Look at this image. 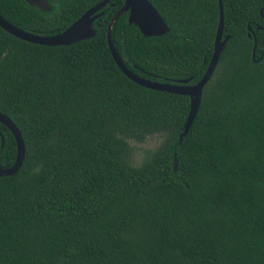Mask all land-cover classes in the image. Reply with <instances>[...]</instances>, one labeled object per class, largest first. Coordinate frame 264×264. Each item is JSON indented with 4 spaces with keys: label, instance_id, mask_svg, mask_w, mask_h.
Instances as JSON below:
<instances>
[{
    "label": "trees",
    "instance_id": "obj_1",
    "mask_svg": "<svg viewBox=\"0 0 264 264\" xmlns=\"http://www.w3.org/2000/svg\"><path fill=\"white\" fill-rule=\"evenodd\" d=\"M46 1L41 11L0 0V16L52 35L99 0ZM148 1L168 30L142 36L122 12L110 29L118 56L138 76L194 83L217 0ZM121 4L110 0L94 36L67 45L0 28V112L24 144L19 169L0 176V264H264V0H220L229 37L179 143L188 97L130 81L108 51ZM151 136L135 162L130 141ZM14 155L0 123V166Z\"/></svg>",
    "mask_w": 264,
    "mask_h": 264
},
{
    "label": "water",
    "instance_id": "obj_2",
    "mask_svg": "<svg viewBox=\"0 0 264 264\" xmlns=\"http://www.w3.org/2000/svg\"><path fill=\"white\" fill-rule=\"evenodd\" d=\"M29 6H34L41 11L49 10V5L46 0H23ZM110 0H99L84 10L75 20H73L67 27L58 33L52 35H40L32 32L24 31L21 28L9 23L0 16V28L8 34L24 40L26 42L40 44L45 46L67 45L77 42L79 40L88 39L95 34L93 21L102 15L101 8H103ZM218 2V20L213 37L212 52L206 64L205 70L200 78L194 83H188L190 78L177 79L172 83L160 82L150 80L138 76L132 72L118 56L110 36V29L116 18L122 13H127V23L136 26L138 32L142 36H160L164 34L168 27L158 11L148 0H122L121 6L114 12L106 27V44L108 51L114 63L121 71V73L130 81L142 87L164 91L174 94H182L188 97V110L185 119L182 123V129L177 136L176 143H179L181 138L185 135L193 121V118L198 110L201 91L203 86L210 78L221 50L228 39L229 35L222 33V8L220 0ZM262 28V26H255V29ZM247 36H252L253 44L251 48V58L254 57L255 38L252 34V29L247 25ZM0 123L5 126L11 133L15 144V155L12 163L9 166H0V176H9L14 174L20 167L24 156V144L20 131L12 120L0 112ZM172 171L176 168L175 153H172Z\"/></svg>",
    "mask_w": 264,
    "mask_h": 264
},
{
    "label": "rangeland",
    "instance_id": "obj_3",
    "mask_svg": "<svg viewBox=\"0 0 264 264\" xmlns=\"http://www.w3.org/2000/svg\"><path fill=\"white\" fill-rule=\"evenodd\" d=\"M158 138L156 136H151L145 138L142 142L130 141L131 145V157L135 162H137L141 156V153L146 148H152L157 144Z\"/></svg>",
    "mask_w": 264,
    "mask_h": 264
}]
</instances>
